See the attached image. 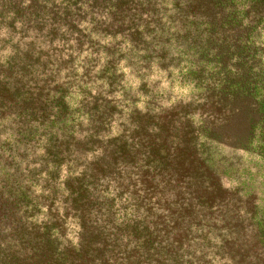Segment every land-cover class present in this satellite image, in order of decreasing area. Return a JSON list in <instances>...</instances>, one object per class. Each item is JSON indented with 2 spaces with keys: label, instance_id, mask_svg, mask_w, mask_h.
Returning a JSON list of instances; mask_svg holds the SVG:
<instances>
[{
  "label": "trees",
  "instance_id": "16d2710c",
  "mask_svg": "<svg viewBox=\"0 0 264 264\" xmlns=\"http://www.w3.org/2000/svg\"><path fill=\"white\" fill-rule=\"evenodd\" d=\"M228 145L264 163V0H0V264H210Z\"/></svg>",
  "mask_w": 264,
  "mask_h": 264
},
{
  "label": "rangeland",
  "instance_id": "374dc122",
  "mask_svg": "<svg viewBox=\"0 0 264 264\" xmlns=\"http://www.w3.org/2000/svg\"><path fill=\"white\" fill-rule=\"evenodd\" d=\"M247 118L243 114L226 130L241 132ZM222 149L227 190L221 199H213L207 218L210 264H264V163L252 154L240 155L236 161L228 155L229 145Z\"/></svg>",
  "mask_w": 264,
  "mask_h": 264
}]
</instances>
